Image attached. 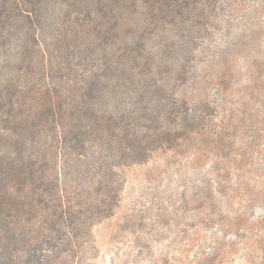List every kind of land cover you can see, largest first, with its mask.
Here are the masks:
<instances>
[{
    "label": "trees",
    "instance_id": "16d2710c",
    "mask_svg": "<svg viewBox=\"0 0 264 264\" xmlns=\"http://www.w3.org/2000/svg\"><path fill=\"white\" fill-rule=\"evenodd\" d=\"M226 3L0 0V264L67 261L113 215L122 168L179 144V128L203 136L177 84L200 40L216 48ZM84 167L100 192L69 191Z\"/></svg>",
    "mask_w": 264,
    "mask_h": 264
},
{
    "label": "rangeland",
    "instance_id": "374dc122",
    "mask_svg": "<svg viewBox=\"0 0 264 264\" xmlns=\"http://www.w3.org/2000/svg\"><path fill=\"white\" fill-rule=\"evenodd\" d=\"M222 7L216 48L200 40L198 70L177 84L179 105L198 100L203 136L179 128V144L122 168L113 215L59 264H264V0ZM70 177L79 184L69 191L100 192L87 167Z\"/></svg>",
    "mask_w": 264,
    "mask_h": 264
}]
</instances>
